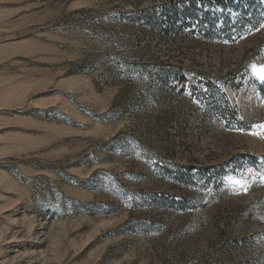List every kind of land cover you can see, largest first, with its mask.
Instances as JSON below:
<instances>
[{"label":"rangeland","instance_id":"374dc122","mask_svg":"<svg viewBox=\"0 0 264 264\" xmlns=\"http://www.w3.org/2000/svg\"><path fill=\"white\" fill-rule=\"evenodd\" d=\"M261 76L264 0H0V264H264Z\"/></svg>","mask_w":264,"mask_h":264},{"label":"trees","instance_id":"16d2710c","mask_svg":"<svg viewBox=\"0 0 264 264\" xmlns=\"http://www.w3.org/2000/svg\"><path fill=\"white\" fill-rule=\"evenodd\" d=\"M126 65V64H125ZM138 72H139V74H141V76L140 77H137L136 78V80L134 81V82H136L137 84H139L140 86H141V84H143L144 83V78H143V76L142 75H144V72H145V70H144V67L143 66H139L138 67ZM165 75V73H161L160 74V76H164ZM228 104V103H227ZM228 108H230L231 109V107L228 105V107H227V109ZM228 112H229V114H231L232 115V109L231 110H228ZM231 112V113H230Z\"/></svg>","mask_w":264,"mask_h":264},{"label":"snow or ice","instance_id":"6c2138e0","mask_svg":"<svg viewBox=\"0 0 264 264\" xmlns=\"http://www.w3.org/2000/svg\"><path fill=\"white\" fill-rule=\"evenodd\" d=\"M261 81H264V76L260 77ZM245 192L247 191V189L244 190Z\"/></svg>","mask_w":264,"mask_h":264}]
</instances>
